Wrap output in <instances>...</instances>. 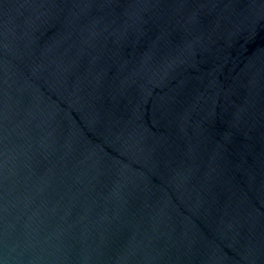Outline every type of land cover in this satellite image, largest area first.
Returning <instances> with one entry per match:
<instances>
[{
    "label": "water",
    "instance_id": "water-1",
    "mask_svg": "<svg viewBox=\"0 0 264 264\" xmlns=\"http://www.w3.org/2000/svg\"><path fill=\"white\" fill-rule=\"evenodd\" d=\"M0 264H264V0H0Z\"/></svg>",
    "mask_w": 264,
    "mask_h": 264
}]
</instances>
